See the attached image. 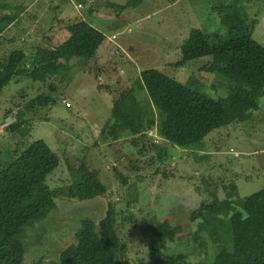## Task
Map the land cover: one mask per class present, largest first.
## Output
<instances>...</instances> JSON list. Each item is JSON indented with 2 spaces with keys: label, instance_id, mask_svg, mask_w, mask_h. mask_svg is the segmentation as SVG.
<instances>
[{
  "label": "rangeland",
  "instance_id": "rangeland-1",
  "mask_svg": "<svg viewBox=\"0 0 264 264\" xmlns=\"http://www.w3.org/2000/svg\"><path fill=\"white\" fill-rule=\"evenodd\" d=\"M127 1L0 0V17L18 14L16 21L0 25V59L22 49L31 64L36 48L64 39L67 25L75 20L88 21L106 36L93 58H73L68 70L47 82L16 77L0 93V168L43 139L60 157L47 180L52 188L68 185L70 167L85 161L100 172L108 190L87 201L59 198L55 211L25 230V264L59 262L61 253L77 241L81 220L99 223L110 201L119 212L121 240L132 263L155 264L140 230L142 220L155 217L181 227L166 254L184 257L189 264H209L214 246L201 233L207 249L199 247L192 210L216 191L220 198H239L264 187V96L250 120L214 129L203 143L189 147L166 141L154 129L139 137L140 146L134 136L115 140L103 133L116 90L134 85L146 68H158L182 83L196 75L214 98L226 96L229 89L228 81L200 71L210 57L174 65L192 28L227 33L215 7L230 0H144L125 7ZM238 7L248 22L256 21L253 37L264 45V0H239ZM136 91L140 99L147 98V91ZM43 93H51L56 103L29 105ZM19 120V128L12 130Z\"/></svg>",
  "mask_w": 264,
  "mask_h": 264
},
{
  "label": "trees",
  "instance_id": "trees-1",
  "mask_svg": "<svg viewBox=\"0 0 264 264\" xmlns=\"http://www.w3.org/2000/svg\"><path fill=\"white\" fill-rule=\"evenodd\" d=\"M143 1L128 0L124 6L137 7ZM230 1L215 7L227 33L192 28L181 45L182 58L174 65L210 57L200 71L228 81V94L219 98L208 95L206 84L196 75L182 83L158 68H146L134 85L116 90L119 94L103 133L115 140L123 134L134 136L133 141L140 146L139 137L154 129L166 141L189 147L203 143L214 129L252 118L264 96V45L253 37L256 21L248 22L238 7L239 0ZM17 19L18 14L7 13L0 17V25ZM66 31L59 42L36 48L31 64L22 49L0 59V93L16 77L47 82L59 76L69 69L73 58H93L106 39L101 30L83 19L71 22ZM50 89L56 91V85L51 83ZM136 90L147 91V98L140 99ZM54 103L51 93H43L29 105ZM22 121L12 124V130ZM59 164L57 152L38 139L1 166L0 264H25V230L55 211L59 198L87 201L107 194L100 172L85 161L70 167L72 181L68 185L52 188L47 180ZM118 215L110 201L99 223L83 218L75 233L77 241L53 264H134L126 258ZM190 219L198 222L199 247L207 249L201 233L214 246L209 264H264V187L239 198H220L216 191L210 201H202L192 210ZM140 230L155 264H189L184 257L166 254L181 232L180 226L154 217L142 220Z\"/></svg>",
  "mask_w": 264,
  "mask_h": 264
},
{
  "label": "built area",
  "instance_id": "built-area-1",
  "mask_svg": "<svg viewBox=\"0 0 264 264\" xmlns=\"http://www.w3.org/2000/svg\"><path fill=\"white\" fill-rule=\"evenodd\" d=\"M77 7H81L82 6V4L81 3H78L77 5H76ZM131 30V29H130ZM64 102L67 104V105H69L70 103L68 102V101H66V100H64Z\"/></svg>",
  "mask_w": 264,
  "mask_h": 264
},
{
  "label": "crops",
  "instance_id": "crops-1",
  "mask_svg": "<svg viewBox=\"0 0 264 264\" xmlns=\"http://www.w3.org/2000/svg\"><path fill=\"white\" fill-rule=\"evenodd\" d=\"M26 10V9H25Z\"/></svg>",
  "mask_w": 264,
  "mask_h": 264
}]
</instances>
